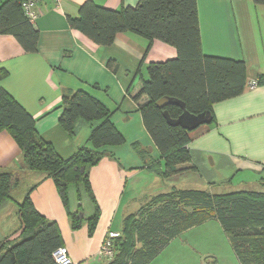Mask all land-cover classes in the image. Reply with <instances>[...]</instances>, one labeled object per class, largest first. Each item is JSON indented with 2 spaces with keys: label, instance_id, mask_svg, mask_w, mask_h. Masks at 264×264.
Here are the masks:
<instances>
[{
  "label": "crops",
  "instance_id": "obj_1",
  "mask_svg": "<svg viewBox=\"0 0 264 264\" xmlns=\"http://www.w3.org/2000/svg\"><path fill=\"white\" fill-rule=\"evenodd\" d=\"M86 1L45 0L40 5L39 16L32 23L39 31L36 53H26L14 36L0 35V89L9 91L26 108L35 118L37 133L64 159L88 144L101 121L80 118L74 135H69L59 122L63 96L82 90L112 113V121L125 137V144L109 149L112 156L90 169V185L100 209L97 227L92 235L87 222L78 230L72 229L70 213L80 209L79 215L85 219L95 213V205L84 187L69 188L66 208L54 181L25 169L15 139L2 130L0 172L16 175L19 184L11 198L0 204V244L11 246L21 240L18 203L34 188L31 198L35 208L57 223L63 247L69 250L73 262L101 264L97 255L108 232L121 233L126 216L173 187L215 194L264 193V86L258 82L253 88L249 86L264 75V5L254 0H197L203 53L244 61L248 81L241 95L214 104V123L202 125L192 133L189 148L197 171L165 179L154 171L164 170V161L140 111L147 98L137 102L134 96L143 80L148 79L149 64L176 58L177 49L156 40L147 53L149 41L128 32L119 33L110 46L96 44L68 23V18L79 16ZM92 1L120 10L134 7L140 0ZM175 177H186L185 185L174 186ZM214 222L208 221L180 237Z\"/></svg>",
  "mask_w": 264,
  "mask_h": 264
},
{
  "label": "trees",
  "instance_id": "obj_2",
  "mask_svg": "<svg viewBox=\"0 0 264 264\" xmlns=\"http://www.w3.org/2000/svg\"><path fill=\"white\" fill-rule=\"evenodd\" d=\"M22 1L0 2V35H12L26 53H36L39 31L25 16ZM254 1L264 5V0ZM68 23L100 46H110L119 33L128 32L149 41L147 53L156 40L177 49L176 58L149 64L148 79L143 80L134 98L137 102L147 98L140 105L141 115L165 166L162 171L158 168L154 171L165 179L187 171L196 172L189 148L194 131L170 126L163 115L167 110L171 118L177 119L183 113L182 108L176 105L159 108L156 102L164 96L178 98L185 102L191 114L211 112L214 123V104L241 95L248 81L244 61L203 53L197 0H140L134 7L120 10L87 0L80 7L79 16L68 18ZM257 82L264 86V75ZM62 107L59 122L71 136L78 119L101 121L93 129L88 144L67 159L37 133L35 118L3 88L0 89V132L6 130L13 136L23 154L25 169L54 181L66 208L69 188L84 187L95 205V213L85 219L79 215V209L70 213V222L74 230L87 222L92 235L100 209L91 189L90 169L106 156H112L109 149L123 146L125 137L113 123L112 113L82 90L63 96ZM18 184L16 175L0 172V204L11 198ZM33 189L18 203L21 240L11 246L6 242L0 244V264H57L53 253L63 247V238L57 223L35 208L31 198ZM211 220L221 225L240 264H264V193L215 194L178 187L151 197L141 205L139 213L125 217L123 230L114 239V256L104 263L150 264L186 231Z\"/></svg>",
  "mask_w": 264,
  "mask_h": 264
},
{
  "label": "rangeland",
  "instance_id": "obj_3",
  "mask_svg": "<svg viewBox=\"0 0 264 264\" xmlns=\"http://www.w3.org/2000/svg\"><path fill=\"white\" fill-rule=\"evenodd\" d=\"M185 178L186 177H175L172 179V184L174 186L185 185ZM138 191L139 185L136 189V193ZM139 209L135 213H139ZM101 264L105 263L101 262ZM150 264L240 263L231 248L226 233L221 225L215 221L214 223H209L201 227L196 233L192 231L189 235L176 239V241L166 246L159 256Z\"/></svg>",
  "mask_w": 264,
  "mask_h": 264
},
{
  "label": "built area",
  "instance_id": "obj_4",
  "mask_svg": "<svg viewBox=\"0 0 264 264\" xmlns=\"http://www.w3.org/2000/svg\"><path fill=\"white\" fill-rule=\"evenodd\" d=\"M45 0H23L21 3L22 10L30 22H35L39 16V7ZM58 2L59 0H54ZM257 85V81L250 83L253 88ZM120 236L119 232H108L105 240L98 252V259L101 261L110 260L115 253L114 239ZM53 258L57 264H75L66 247H60L53 253Z\"/></svg>",
  "mask_w": 264,
  "mask_h": 264
},
{
  "label": "water",
  "instance_id": "obj_5",
  "mask_svg": "<svg viewBox=\"0 0 264 264\" xmlns=\"http://www.w3.org/2000/svg\"><path fill=\"white\" fill-rule=\"evenodd\" d=\"M167 105H176L182 108L183 110V113L177 119L171 118L167 110L163 111V115L170 126H180L185 129H188L189 131H194L202 125L211 124L213 121V116L211 112L208 111L197 115L191 114V112L186 109L185 102L179 100L178 98L164 96L156 102V106H158L159 108H163Z\"/></svg>",
  "mask_w": 264,
  "mask_h": 264
}]
</instances>
